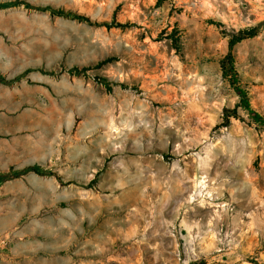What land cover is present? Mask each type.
I'll return each instance as SVG.
<instances>
[{
    "label": "rangeland",
    "instance_id": "rangeland-1",
    "mask_svg": "<svg viewBox=\"0 0 264 264\" xmlns=\"http://www.w3.org/2000/svg\"><path fill=\"white\" fill-rule=\"evenodd\" d=\"M29 1L97 23L0 9L3 75L56 72L0 82V171L78 181L0 182V264H264V120L220 68L223 31L262 21L264 0ZM234 53L264 119V29ZM72 66L93 68L58 73Z\"/></svg>",
    "mask_w": 264,
    "mask_h": 264
},
{
    "label": "trees",
    "instance_id": "trees-1",
    "mask_svg": "<svg viewBox=\"0 0 264 264\" xmlns=\"http://www.w3.org/2000/svg\"><path fill=\"white\" fill-rule=\"evenodd\" d=\"M16 6H22L27 9H34V10H39V11H48L53 16L71 17V18L87 21L89 23H97L93 21L90 16L84 13H80L72 9L57 7L51 4H45V5L44 4H34L30 2L29 0H0V9H6V8H11V7H16ZM98 24H106L108 26L121 25L120 23H117V22H111V23L100 22ZM263 29H264V19L254 26L245 27L239 30H232L229 32L223 31L227 33L228 35V52L224 55V57L220 61V68H221L223 77L226 78L230 82V84L233 86V88L235 89L237 95L240 98V102L242 106L245 109H247L250 114H252L255 120L259 122H262L264 119L260 113L252 109L248 91L240 83L239 73L236 67V56L234 53V47L236 46V44H238L239 42L245 39L258 36ZM111 60L112 58L103 59L99 63H97L94 67L104 64L106 62H109ZM92 68H93L92 66L62 67L58 71V73L67 72L72 75H80V74L88 73ZM33 71H41L42 73H48V74L56 73L54 71H50V70L44 69L39 66L37 67L31 66V67H27L22 72L18 73L12 78H7L0 71V82L6 85H11L15 83L16 81L26 78L27 75ZM99 80L109 89L112 88V85L114 83L113 81H110L106 78H99ZM230 112H232L231 109H225V116H224L225 126H228L231 123ZM31 172L36 173L38 175H42V176H53L62 185L78 183V181L75 179L64 180L63 177L57 171L52 170L50 168H45L42 165L37 164V163L29 164L21 168L10 167L6 171H0V182H5L8 180L19 178ZM97 181H98V175H95V177L92 180H90L85 186H93L97 183ZM200 264H204V263H200Z\"/></svg>",
    "mask_w": 264,
    "mask_h": 264
}]
</instances>
